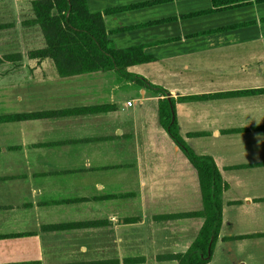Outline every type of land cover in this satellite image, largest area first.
Segmentation results:
<instances>
[{
	"label": "crops",
	"instance_id": "0c3cea01",
	"mask_svg": "<svg viewBox=\"0 0 264 264\" xmlns=\"http://www.w3.org/2000/svg\"><path fill=\"white\" fill-rule=\"evenodd\" d=\"M30 1L0 0V57L19 55L0 62V117L104 108L0 121V264H144L146 256L126 257L120 248L126 239L141 243L143 229L156 263L177 264L164 256L186 252L203 222L186 215L202 204L195 170L158 124L160 96L134 84V103H154L136 110L123 101L131 82L111 71L61 78L49 60L29 59L43 47L38 27L26 24ZM149 1L86 3L102 14L116 49L143 46L154 58L129 73L173 98L208 96L175 105L182 140L212 158L224 184L220 229L205 264H264V0L187 18L180 17L211 8L210 0L105 12ZM236 24L245 25L207 33ZM36 30L37 45L14 50L13 39ZM142 146L154 156L142 157ZM88 222L99 224L72 226ZM61 225L71 227L55 228Z\"/></svg>",
	"mask_w": 264,
	"mask_h": 264
},
{
	"label": "trees",
	"instance_id": "16d2710c",
	"mask_svg": "<svg viewBox=\"0 0 264 264\" xmlns=\"http://www.w3.org/2000/svg\"><path fill=\"white\" fill-rule=\"evenodd\" d=\"M171 0H155L106 10L115 13L125 9H139ZM250 0H210L211 8L183 15L180 18L194 17L213 13L219 10L237 8L249 4ZM32 19L26 24L36 25L41 33L43 47L27 53L29 59L36 61L49 60L61 78L95 72L111 71L119 79H125L136 86L147 89L160 97L157 100L158 124L170 140L182 152L196 172L202 209L198 213L186 216H199L202 225L185 253L166 255L164 258L175 260L177 264H205L210 257L214 242L217 239L221 224L220 196L224 184L210 156L195 154L182 140L178 133L175 117V105L183 100H205L208 96H190L173 98L162 87L154 85L139 75L129 73L131 66L154 61L152 56L143 52V46L116 49L108 38L103 26L102 14L90 12L86 0H32L30 1ZM176 20L175 17L162 19L146 25L162 24ZM253 22L245 23L251 24ZM245 24H236L207 31L216 32L237 28ZM19 55H5L2 61H17ZM257 90L235 92L233 95L255 93ZM104 107H88L57 112L36 114L9 115L0 117V121L48 117L62 114H76L82 111L92 112ZM99 222L79 223L72 226L92 227ZM61 225L55 228H68ZM141 258H126L125 264L139 263ZM74 264H114V262H89Z\"/></svg>",
	"mask_w": 264,
	"mask_h": 264
},
{
	"label": "rangeland",
	"instance_id": "374dc122",
	"mask_svg": "<svg viewBox=\"0 0 264 264\" xmlns=\"http://www.w3.org/2000/svg\"><path fill=\"white\" fill-rule=\"evenodd\" d=\"M14 2H16V0H14ZM25 2H26V0H25ZM22 7H23L22 11H24V14H25V11H26V10H24L25 7L24 6H22ZM35 33L36 34H33V32L29 33V35H28L29 37L23 36V38L18 37V39H13L15 42L12 45L14 50L22 51L26 48H29V46L37 45V43L39 42V38L37 37V33H38L37 30L35 31ZM18 61H19V58H18ZM131 85L132 86L127 87L125 89L123 101H129L128 105L132 104V106H133L132 108L136 109V110L139 109L140 105H141L140 109H142L143 107H146L147 109H149L150 105L154 104V103H151L149 101H142L140 104L139 100L134 103V99L139 98V94H138L136 88L134 87L135 85L133 83H131ZM145 93L148 95V91ZM124 108H125L127 113H128V111L132 110V108L129 106H124ZM144 138L145 137H143V139ZM153 138H154V142L157 144V146L162 149L161 145L165 144V142L161 139V137L158 134H155ZM164 148L165 147H163V150H164ZM144 151H147L148 154H150V156H152V157L154 156L153 154H151L150 150H148L146 148V146H142V157H144V154H145ZM158 152H161L160 149L158 150ZM149 162H151L152 164L157 162L158 164H161V166H162V163L159 161V159H157L156 161H155V159L149 160ZM192 169L193 168L191 167V170ZM193 173H195V172H193ZM168 175H170V174H167V176ZM146 209H148L147 206H146ZM142 235H143L142 240H141V243H139V244H136V243L134 244L133 240L126 239V244L120 246L121 250H123L125 248L124 254L126 257H130V256H134V255L135 256H139V255L146 256V261L144 264H158V263H156L155 257L153 256L154 246H152V242L150 241L151 240L150 232H148L146 229L145 230L143 229ZM114 248H116V247H111V249H114Z\"/></svg>",
	"mask_w": 264,
	"mask_h": 264
}]
</instances>
